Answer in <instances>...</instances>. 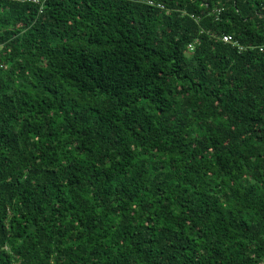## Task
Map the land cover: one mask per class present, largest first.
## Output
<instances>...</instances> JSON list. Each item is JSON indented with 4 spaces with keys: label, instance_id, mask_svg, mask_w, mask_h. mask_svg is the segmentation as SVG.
I'll list each match as a JSON object with an SVG mask.
<instances>
[{
    "label": "trees",
    "instance_id": "1",
    "mask_svg": "<svg viewBox=\"0 0 264 264\" xmlns=\"http://www.w3.org/2000/svg\"><path fill=\"white\" fill-rule=\"evenodd\" d=\"M147 1L0 0V264H264V0Z\"/></svg>",
    "mask_w": 264,
    "mask_h": 264
},
{
    "label": "built area",
    "instance_id": "2",
    "mask_svg": "<svg viewBox=\"0 0 264 264\" xmlns=\"http://www.w3.org/2000/svg\"><path fill=\"white\" fill-rule=\"evenodd\" d=\"M149 4H152V1L151 0H148L147 1ZM160 6V5H159ZM162 7V6H161ZM221 40L225 43H231L233 45L236 44V42L233 40L232 36L231 35H228V34H224L221 36ZM240 49H243L242 46H238Z\"/></svg>",
    "mask_w": 264,
    "mask_h": 264
}]
</instances>
